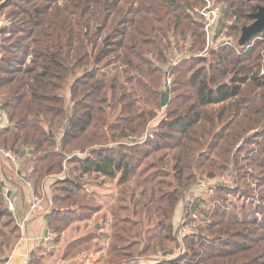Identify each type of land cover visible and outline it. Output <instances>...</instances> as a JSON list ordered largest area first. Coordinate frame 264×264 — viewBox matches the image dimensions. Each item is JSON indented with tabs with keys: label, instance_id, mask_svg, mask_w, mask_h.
I'll use <instances>...</instances> for the list:
<instances>
[{
	"label": "trees",
	"instance_id": "16d2710c",
	"mask_svg": "<svg viewBox=\"0 0 264 264\" xmlns=\"http://www.w3.org/2000/svg\"><path fill=\"white\" fill-rule=\"evenodd\" d=\"M61 1L0 0V11L11 8L9 20L15 21L14 27L0 29V35L8 34L1 41L0 102L9 122L0 124V150L21 159L35 194L46 176L66 174L52 185L49 228L55 242L73 222L88 221L102 208L90 198L86 181L118 179L111 231L104 232L109 215H99L100 228L70 241L63 259L89 250L102 251L93 264H133L137 254L140 260L168 255L167 242L178 239L173 236L176 208L199 180L235 170L245 182L246 165L264 170V144L242 154L246 144L256 145V137L264 136V42L257 40L245 54L217 47L213 62L199 68L206 56L178 62L164 118L153 137L134 143L131 137L143 136L161 110L167 73L162 64L173 49L172 37H180L179 47L192 31L191 52L207 41L203 25L185 9L202 0ZM224 1L236 6L231 13L246 23L257 11L255 2L263 4ZM178 10L196 30L183 24ZM108 109L119 110L112 121ZM82 139L87 141L83 148L69 149ZM92 146L87 155L73 156ZM256 179L264 202V175ZM241 187L231 192L241 193ZM1 190L0 183L3 197ZM215 190L209 201L200 199L195 206L203 214L213 209L208 225L184 236L186 249L155 264H264V205L254 215L228 214L221 210L224 189ZM184 209L183 216L188 215L186 203ZM31 258L27 264H40L43 256L35 252Z\"/></svg>",
	"mask_w": 264,
	"mask_h": 264
},
{
	"label": "rangeland",
	"instance_id": "374dc122",
	"mask_svg": "<svg viewBox=\"0 0 264 264\" xmlns=\"http://www.w3.org/2000/svg\"><path fill=\"white\" fill-rule=\"evenodd\" d=\"M217 2H220L222 4V6L225 9V15L223 17H221V19L218 22L217 25V36H233V37H237L238 33L241 32V27H243L244 25H247L250 23L247 22L244 17H238L237 13L234 11V13H231L233 10H235L236 6H230L229 2H226L224 0H215ZM17 2V0H13V3ZM18 2H22V1H18ZM57 2L59 4H64L63 1L61 0H57ZM258 5H263L262 3H258L255 2ZM201 8L203 7V2H199L198 4L194 5V6H187L185 7L186 11L195 19L197 20V16L198 15H193L192 11L194 10V8ZM183 9V8H182ZM11 8H7V9H3L0 11V29L3 27L6 28H12L14 27L13 22L15 21H10L9 19V15L8 12L11 11ZM184 10V9H183ZM183 10H178L177 11V15H181L182 18L184 19V25H189L191 26L192 30H196L197 27L192 24L188 18L186 17V14H182ZM17 20V19H16ZM170 20H175L173 17L170 16ZM197 22H199L197 20ZM200 23V22H199ZM177 31H180V29H178ZM108 31H105V33ZM172 32V31H171ZM191 33L192 31L188 32V39L186 42H184V40L180 41L179 47L175 46L176 42L175 40H180V37H172V41H173V49L171 51L167 52V62H165V64L162 66L167 68V73L165 75L166 80L163 82L161 88L163 87L165 90H167V92L170 95V101L168 103V105L171 103L172 100V96H173V82H174V76H173V69L174 67L178 64V62L182 61L185 58H190L191 56H197V57H207V62L205 63H198L196 65L197 68H199L200 66H202V64H206L209 65L211 62H213V58L214 56L213 53L214 51H216L215 48H219L220 46L216 45L215 42H213L212 38L213 35L211 34L209 38H207L206 35V43L203 46L202 49L196 48L193 50V52H191L188 47L191 44ZM6 36H8V34H5L4 36L0 35V54H1V48H2V43L1 41L3 40V38H5ZM264 42V35L261 36V39ZM222 42V41H221ZM185 44V45H184ZM184 46L183 48H180L181 46ZM220 49V48H219ZM217 49V50H219ZM234 49V48H233ZM235 50V49H234ZM242 54H245L242 53ZM3 55V54H1ZM261 56H262V67H261V71L264 72V49L261 50ZM173 69L171 71V67L174 64ZM70 98V93H67V100ZM159 102H161V95L159 97ZM167 105V106H168ZM161 106V104H160ZM166 107H162L161 106V110L159 112V115L152 120L148 125H147V130L146 132L143 134L145 135L148 131H155L156 128L158 127L160 121L162 120V118H164V111H166L167 109ZM119 110H115V112L110 111L109 109L106 111V115L108 117L109 121H112L113 119H115V117L117 116ZM8 118L5 114V112L3 110H0V124L5 126L6 124H8ZM155 133V132H154ZM257 139H259L258 143L256 145L254 144H246L247 147H245V150H243L242 154H246V151L248 150H254L259 147V146H263L264 144V136L263 137H256ZM139 138L136 136L131 137V141L134 143H139ZM253 139H255L253 137ZM252 140V138H251ZM87 144V141L82 139L80 141H78V143H75L74 145H71L69 147V149L73 148H83L85 145ZM77 154H72L73 156L75 155H81L80 152H76ZM82 156V155H81ZM70 165L68 166H76V163L74 162H69ZM230 171H225L221 176L215 177V178H210V177H206V178H202L201 180L198 181V183L193 186V188L187 192V195L184 199L183 202H180V208L178 210V213L176 211V215L174 216V234L173 236H176L178 239L177 241L172 240V238L167 242L168 244V250L169 253L168 255H163V254H152V255H147V258H142L144 264H155L157 260H161L162 258H173L174 256H176L180 251L186 249L185 247V243H184V236L192 234L193 232H197L198 230V226H202V225H208V220L207 218L210 217V214L212 212L213 209H206L207 213H201L198 210H196L195 206L198 204L199 200H206L209 201V198L211 196H213V194H215L214 192L216 191L215 188L217 186H221L224 190L221 192L220 195V199H224V201L221 203V205H225V207L222 206L221 210L226 211L228 214L229 213H235L240 217H243L245 215H249V214H253L257 211V209L260 206L264 205V202L262 200H260L259 196V192L261 190V186H260V181H258V178H260V176L263 174L264 175V170H262L259 167H253L252 165H246L243 173L247 176V181H243V179H241V177H239V174L237 171L233 170L231 173H229ZM67 173V172H66ZM59 175H63L65 176L66 174H59ZM94 178V185H96L95 187H91L94 190H96L97 194H99V196L101 195V199L99 198V201H101V204L103 206V209L101 211V214L107 211V214L109 215L110 221L107 223L106 227L109 229L110 227V223H111V216H110V210L111 207L114 206L115 204L112 203V200L114 199V196L116 194V182L112 181L109 183V186L106 187H102L101 185H98L99 182L102 181V178ZM240 178V180H239ZM247 182V183H246ZM55 186H57V182L54 181L53 183ZM242 186L241 187V193L239 192L234 193L231 192V190H235L237 187ZM242 194H244L242 196ZM258 195V196H257ZM117 196V194H116ZM97 202V201H96ZM107 202V203H106ZM100 203V202H97ZM185 203L188 205L189 207V214L183 216L182 214V209L183 212L185 211ZM111 204V205H110ZM242 205H244L242 207ZM194 207V208H193ZM213 208V207H211ZM262 210V209H261ZM251 212V213H250ZM256 216H259L256 213ZM205 217V218H204ZM204 219V220H203ZM187 220V221H186ZM203 221L204 223L200 222ZM84 222L81 223H75L74 226H72L71 228H69L64 234H61V241L59 242V244H55L54 246V250L50 249L54 252V257L52 259V262H50L51 264H54L55 262V257L59 256V254H62L66 248L68 247V243L72 240H75L76 238H78V236H82L84 234H86L87 232L91 231L93 228V226H91L90 228H83L82 226H84L83 224ZM86 227L88 226V224L85 225ZM77 227H79V229H77ZM53 232V231H52ZM54 233V232H53ZM208 234V233H206ZM55 236V235H54ZM52 236V241L55 239V237ZM198 240V237L196 238ZM209 240V239H208ZM48 246L49 248L52 247L51 242H48ZM48 249V248H47ZM173 252V253H172ZM53 256V255H52ZM84 252L81 253L79 252L76 256H69L68 259H66L67 264H80L84 261ZM32 258H30L31 260ZM140 257L138 256V254L136 255V259L135 261H137L139 263L140 261ZM136 262V263H137ZM49 263V264H50ZM133 263V264H136ZM40 264H47L46 260L43 259L41 260ZM132 264V263H129Z\"/></svg>",
	"mask_w": 264,
	"mask_h": 264
},
{
	"label": "crops",
	"instance_id": "0c3cea01",
	"mask_svg": "<svg viewBox=\"0 0 264 264\" xmlns=\"http://www.w3.org/2000/svg\"><path fill=\"white\" fill-rule=\"evenodd\" d=\"M128 144L130 143L128 142ZM104 146L107 147L108 145L107 146L104 145ZM95 147L96 146L89 147L80 154L82 156H85L88 154L89 149L91 148L93 149ZM63 173L64 172H61V174ZM59 174H50L42 180L40 186V193H39V194L42 193L44 196L42 208L41 210L35 212L31 216H27L26 205L30 201L31 197L36 193L32 181H30L28 178L29 170H27L23 166V163L20 158L16 157V161H14L12 159L5 157L0 150L1 187L2 190L4 186H7L9 188L10 195L14 201V211H11L8 209L3 197L0 196V264H27V262L32 257V254L35 252H39V254L43 256L42 260L45 259L47 264L52 262V259L54 257V252L50 249L54 250V247L57 244H59V242L61 241V237L59 242H55L54 240V243H52L53 241L51 240L50 242L52 247L49 248L50 244L48 246L46 236L47 233H50L53 236L55 235L54 237H56V234L53 231V229L49 228V220L52 216V211L54 208L52 185L54 181L64 177L63 175H59ZM101 178L102 181L99 182L98 185H101L102 187L109 186V183L112 181L116 182L117 196L115 194L111 204L115 203L120 190V187L117 182L118 179L117 178L106 179L104 177ZM86 182H87L86 191L90 194V198H92L94 201L100 202L99 204H101L102 200L99 201L101 195L99 196L96 190L91 188L96 186L93 184L94 179L93 180L89 179ZM183 201L184 200H182L181 202ZM180 205L181 204L179 203V205L176 208L177 213L180 208ZM102 209L103 206L100 209V211L94 213L93 217L88 221L73 222L68 228H66L63 231V234L69 228L74 226L75 223H81V222L85 223V224L83 223L84 224V226H82L83 228H90L91 226L93 227L95 226L96 228L99 229L102 221L100 220L99 222H97L98 216L107 213L106 211L101 214ZM3 211L5 212L2 213ZM176 211H175V215H176ZM182 214H183V209H182ZM86 224H88L87 227L85 226ZM77 229H79V227H77ZM110 231L111 228L109 229L107 227L104 228L105 233ZM108 245H109V239L105 241L103 246H105V248H108ZM101 253L102 251H91V250L85 251L84 261L80 264H93L95 261L99 260ZM61 260L64 262V264H67L66 260L61 257V254L55 257L54 264H59ZM139 264H144L143 260H140Z\"/></svg>",
	"mask_w": 264,
	"mask_h": 264
},
{
	"label": "built area",
	"instance_id": "2783aa9c",
	"mask_svg": "<svg viewBox=\"0 0 264 264\" xmlns=\"http://www.w3.org/2000/svg\"><path fill=\"white\" fill-rule=\"evenodd\" d=\"M219 1V0H218ZM203 2V7L201 8H194V10L192 11L193 15H198L197 16V20L200 22L201 25H203L207 38L210 37V35H213V42H215L216 45L218 46H223V45H227V46H231L235 49V51L239 54H242L244 52H246L257 40L261 39L260 36H257L255 38H253L249 44H246V47L243 49L240 46H238L239 43V39L233 36H217V25L219 20L221 19V17H223L225 15V9L222 6V4L220 2H217L215 0H202ZM227 2V1H226ZM222 41V42H221ZM170 68L171 71L173 69V66ZM0 110H2V103L0 102ZM153 131H148L145 135L138 137L139 142H144L145 140H147L149 137H153L154 135ZM2 154L9 158L12 159L14 161H16V156L14 155V153L11 150H6V149H1ZM2 194H3V198L4 201L8 207L9 210L14 211V201L10 195V190L7 186L3 187L2 190ZM43 199L44 196L43 194H34L30 201L28 202V204L26 205V211H27V216H31L32 214H34L35 212L41 210L42 208V204H43ZM52 234L47 233L46 236V240L48 242H50L52 240Z\"/></svg>",
	"mask_w": 264,
	"mask_h": 264
},
{
	"label": "water",
	"instance_id": "95a60500",
	"mask_svg": "<svg viewBox=\"0 0 264 264\" xmlns=\"http://www.w3.org/2000/svg\"><path fill=\"white\" fill-rule=\"evenodd\" d=\"M263 2L264 0H250ZM252 22L241 28L239 44L244 46L248 44L254 36L264 31V5H259L258 10L250 14ZM170 101V95L164 88L161 89V106L166 107ZM59 264H64L61 260Z\"/></svg>",
	"mask_w": 264,
	"mask_h": 264
},
{
	"label": "flooded vegetation",
	"instance_id": "af4514ba",
	"mask_svg": "<svg viewBox=\"0 0 264 264\" xmlns=\"http://www.w3.org/2000/svg\"><path fill=\"white\" fill-rule=\"evenodd\" d=\"M263 5H264V3H263ZM259 6V5H258ZM257 10H258V8H257Z\"/></svg>",
	"mask_w": 264,
	"mask_h": 264
}]
</instances>
